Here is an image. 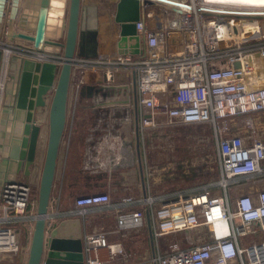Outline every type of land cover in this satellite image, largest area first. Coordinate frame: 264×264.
Segmentation results:
<instances>
[{
    "label": "built area",
    "instance_id": "2783aa9c",
    "mask_svg": "<svg viewBox=\"0 0 264 264\" xmlns=\"http://www.w3.org/2000/svg\"><path fill=\"white\" fill-rule=\"evenodd\" d=\"M152 2L136 22L137 52L110 58L75 57L70 99L80 104L91 73L103 74L104 86L122 73L130 85L135 74L140 136L150 138L159 131L206 124L217 144L220 175L193 192L126 195L118 201L108 191L83 194L68 212L59 210L61 193L56 196L58 210L48 215V227L102 206L115 212L117 225L112 232L127 236L148 229L150 211L156 256L136 264H264V130L252 115L264 112V26L239 39L238 33L232 36L227 31L234 27L239 32L238 24L249 17L220 13L205 7L203 0ZM9 42L0 37L4 56L16 53L63 62V55ZM237 62L240 66H235ZM106 102H97L96 111ZM127 107L134 109L135 103L128 101ZM103 110L97 116L109 117L103 130L107 134L117 132L130 118L127 112L125 120L116 121L123 116H116L118 108ZM76 116L69 102L66 134L73 131ZM45 124L49 129L48 117ZM0 192V264H13L18 258L25 262L30 241L22 238L19 225L35 221L38 193L25 177L5 182ZM31 228L32 235V223ZM112 232L101 228L84 235L85 264H108L116 258L128 264L131 253L122 241H111Z\"/></svg>",
    "mask_w": 264,
    "mask_h": 264
},
{
    "label": "water",
    "instance_id": "95a60500",
    "mask_svg": "<svg viewBox=\"0 0 264 264\" xmlns=\"http://www.w3.org/2000/svg\"><path fill=\"white\" fill-rule=\"evenodd\" d=\"M152 1L117 0L116 19L121 22L120 43L125 45L129 40L131 49L120 50L121 53L137 52L136 48L140 45V39L137 34L136 22L142 17L144 2L147 4ZM212 11L217 12L216 10ZM218 11L264 20V10L229 9ZM99 33L97 7L85 4L84 0H0L1 38L8 41H26L30 45L28 48L35 52H44L48 45L63 49L61 65L54 61L24 58L16 92L12 94L10 91L6 92V97L15 101L11 107L14 111L13 129L16 130L17 121L23 122V128L20 141L16 143L11 141L8 154L0 162V191L5 182L15 180L21 172L27 177L31 174V167L37 158L41 129L37 124L38 110L48 107L49 129L41 169L37 214L30 240L29 254L23 264H85L83 220L79 217L61 218L52 228H49L47 219L68 126L75 57H99ZM3 62L4 55L0 50V73ZM235 66H240V63L237 62ZM104 81L106 78L101 80L99 87L85 85L82 88V94L86 90L97 92L103 90ZM133 91L135 94L137 150L140 155L135 74L133 75ZM104 94L106 93L104 92ZM9 111L10 107L5 106L4 118ZM96 113L99 115V110ZM118 115L120 114L116 116ZM4 147L5 145H0V148ZM140 167L142 168L141 161ZM97 176L101 177L102 174ZM147 226L152 255L156 256L150 211L147 212Z\"/></svg>",
    "mask_w": 264,
    "mask_h": 264
},
{
    "label": "crops",
    "instance_id": "0c3cea01",
    "mask_svg": "<svg viewBox=\"0 0 264 264\" xmlns=\"http://www.w3.org/2000/svg\"><path fill=\"white\" fill-rule=\"evenodd\" d=\"M84 2L87 5H96L97 7V25L100 29V57L110 58L115 56L113 55L115 53H121L120 50H131L129 40L126 41L125 45L120 43L121 22L116 19L118 12L117 0H84ZM149 8L148 3L144 2L142 15ZM9 43L26 48L30 46L28 42L20 40L10 41ZM62 50V48L48 45L44 52L60 56ZM24 58L27 57L16 53L4 56V64L0 73V145L5 141L13 140L15 135L22 134L23 122L17 121L16 130L13 129L14 111L11 107L15 104V101H12V98H7L6 92L10 91L11 94L16 92ZM115 77V84L105 85L109 88H104L99 92L86 90L82 94L81 102H85L84 107H88L91 115L94 114L95 117L83 131L81 128L82 120L77 115L73 131L71 133L67 132L64 138L50 213H55L58 210L56 196L61 193L59 210L68 212L74 207L77 197L93 191H108L111 193L113 200L118 201L126 195H159L173 191L193 192L219 177L214 155L205 154L204 157L201 155V160H204V158L206 160L205 164L199 162L200 157L188 155L186 149L183 151L179 148L173 149L168 154L164 152L165 150L158 151L153 157L148 146L152 139L148 136L146 138L140 136L139 155L135 131V107L130 110H128V107L126 108L128 101L134 102L133 81L130 84L132 86L127 87L128 76L126 74H116ZM102 78L103 74L101 73H91L89 84L99 87ZM100 100L107 102L98 108H118V114L123 116L116 118V121L125 120L124 117L129 112L130 118H127L125 123L120 124L121 127L117 126L118 128L115 129L117 132L107 134L103 131L107 128L104 124L106 123L105 120H109V117L97 116V102ZM5 106L10 107L6 118H4ZM102 111L105 112V110ZM252 115L256 120L257 127L264 130V112ZM47 117L48 111L40 108L37 117V124L41 127L40 140L47 137L48 130L41 124L46 121ZM97 126L100 127V131H95ZM110 126L112 127L113 124ZM192 126L203 130H207L209 127L206 124H192ZM80 130L83 132H80ZM206 140H212V138L208 135ZM4 144L6 146L0 149L4 151H6V148L7 150L10 149V143ZM140 161L142 168L140 167ZM204 165L206 166L205 169ZM98 174H102V176L99 177ZM74 217L83 220V235L101 228L112 232L117 225L114 210L104 209L102 206L89 208L85 215L75 214V216L67 218ZM19 228L22 238L30 241L32 236L30 233L32 230L31 222L26 225H19ZM123 237L127 236L117 235L113 232L110 234L111 241L124 242ZM126 248L128 252H131L129 247L126 246ZM130 257L128 264L138 263V261L132 260V254ZM13 264H23L22 259L18 258ZM120 264H124L123 261Z\"/></svg>",
    "mask_w": 264,
    "mask_h": 264
},
{
    "label": "rangeland",
    "instance_id": "374dc122",
    "mask_svg": "<svg viewBox=\"0 0 264 264\" xmlns=\"http://www.w3.org/2000/svg\"><path fill=\"white\" fill-rule=\"evenodd\" d=\"M151 3H148L149 6L151 5ZM155 7H158V6L155 5ZM257 19L264 26V20L260 18H257ZM118 54L119 53H115L113 55L116 56ZM54 55L59 56L58 54H54ZM75 104H76L75 100L71 98L70 99V109L72 111L74 110V108L76 109V114L78 115V118H81L82 120L81 122L83 123L81 128L83 129V131H85V129L88 127V124L93 121L92 119L95 117V115L94 114L91 115V113L88 110V107H84L85 102L82 101L78 105H75ZM101 110L103 109L102 108L99 109L100 112ZM41 124L43 127H46L48 129V126L45 124V122H42ZM83 131L80 130V132H83ZM211 133L212 131L210 127H208L207 130H203V129L194 127L192 125L180 126V127L173 128V129L159 131L156 133L157 134L156 136H154V134H151L150 138L152 139V142L150 144L148 143V146H149L150 151L152 152L153 157L157 154L158 151L165 150L164 152L168 154L173 149L179 148V149H182L183 151L186 149L188 151L187 153L188 155H191V156L196 155L200 157L199 162H202V164H205L206 160L205 158L204 160H201V155H203L204 157L205 154H211V155H214V158L217 155L216 142L214 140H206L208 138V135L211 137ZM46 136L48 137V135ZM47 137L41 140L39 139L38 149H37V158L35 160L34 165L31 167V174L28 177L25 176L23 172L18 174L19 178L25 177L26 179H29L33 182L34 188H35V194L37 193L39 194L41 169H42L44 156H45ZM4 143L9 144L11 142L10 141L3 142L2 145H4ZM7 154H8V150L4 151L3 149H0V162L3 161V159L5 158L4 156ZM203 167L204 169L206 168L205 165ZM217 168H218V173L220 175L219 164H217ZM93 192H96V191H93ZM34 212H36L35 209H34ZM31 223L34 224L35 221ZM23 224L25 225L26 223H22L20 225H23ZM123 243L125 247L127 246L131 249L130 253L132 254L133 261L149 262L152 251H151L149 231L147 227H144L139 231H132L128 233L127 237L124 238ZM108 264H120V261H118V258H116L115 260H112Z\"/></svg>",
    "mask_w": 264,
    "mask_h": 264
},
{
    "label": "bare ground",
    "instance_id": "6f19581e",
    "mask_svg": "<svg viewBox=\"0 0 264 264\" xmlns=\"http://www.w3.org/2000/svg\"><path fill=\"white\" fill-rule=\"evenodd\" d=\"M153 1H155V0H153ZM158 1H161L164 3H170V2H178L181 0H158ZM203 1L205 2V4H204L205 7H210V8L216 9V10H229V9L230 10H246V11L247 10H250V11H252V10H260V11L264 10V0H203ZM259 25L261 26L262 23L259 22V20L257 18L249 17V19H246L245 21L238 24V26L240 28L239 32H238V30L236 31V29L234 27H232V29H229L227 31V33H231L232 36H236L235 34L238 33L239 35L237 34L238 35L237 38L244 39L248 35V34H246V32L251 31L256 26H259ZM219 30H220V32H223L224 27L221 26V29H219ZM220 35H222V33ZM6 74H7V70H6ZM111 83L115 84L116 82H111ZM128 86H129V84H127V87ZM20 139H21V135H15L14 139L9 140V141H15V143H16V142H19ZM6 150H7V148H6Z\"/></svg>",
    "mask_w": 264,
    "mask_h": 264
},
{
    "label": "trees",
    "instance_id": "16d2710c",
    "mask_svg": "<svg viewBox=\"0 0 264 264\" xmlns=\"http://www.w3.org/2000/svg\"><path fill=\"white\" fill-rule=\"evenodd\" d=\"M100 191V190H99ZM97 192V191H96ZM90 193H93V192H90ZM86 194H89V193H86Z\"/></svg>",
    "mask_w": 264,
    "mask_h": 264
}]
</instances>
